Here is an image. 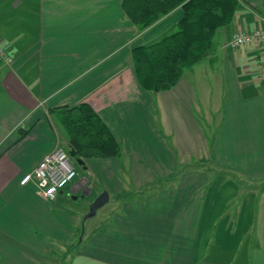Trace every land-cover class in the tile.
Returning a JSON list of instances; mask_svg holds the SVG:
<instances>
[{"label":"crops","instance_id":"crops-1","mask_svg":"<svg viewBox=\"0 0 264 264\" xmlns=\"http://www.w3.org/2000/svg\"><path fill=\"white\" fill-rule=\"evenodd\" d=\"M239 1L209 58L166 90L139 83L133 48L172 31L181 8L139 30L123 0L0 1L12 9L7 21L0 17V39L14 57L11 65L0 61V264H46L54 253L67 256L78 237L84 213L58 207L67 188L50 201L20 179L60 144L56 128L67 142L58 108L84 102L120 142L123 163L98 158V167L84 159L87 176L78 182L91 192L89 177L98 178L109 200L70 264H264V184L232 212L215 215L206 210L204 177L192 170L163 177L178 172L175 161L197 159L264 180L261 48L227 45L236 29L261 22L264 0ZM74 182L67 193L79 189ZM40 230L58 241L38 239Z\"/></svg>","mask_w":264,"mask_h":264},{"label":"trees","instance_id":"trees-1","mask_svg":"<svg viewBox=\"0 0 264 264\" xmlns=\"http://www.w3.org/2000/svg\"><path fill=\"white\" fill-rule=\"evenodd\" d=\"M239 5V0H123L125 11L139 30L176 8L183 11L172 31L155 42L133 48L139 83L152 90L174 87L185 70L209 51L216 31L233 21ZM56 120L66 134V148L75 150L77 157L121 155L120 142L90 104L62 106Z\"/></svg>","mask_w":264,"mask_h":264},{"label":"rangeland","instance_id":"rangeland-1","mask_svg":"<svg viewBox=\"0 0 264 264\" xmlns=\"http://www.w3.org/2000/svg\"><path fill=\"white\" fill-rule=\"evenodd\" d=\"M0 9L3 12V14L0 15V17L5 18V20L7 21L8 15L12 14V9L10 8L9 5H3L0 7ZM13 13L17 17L20 16V13L17 11H14ZM16 21H17L16 18L13 16V20H11V23L13 24ZM258 25H256V26H258ZM255 27H253V28H255ZM253 28H251V29H253ZM251 29L238 28L235 30V32L238 30H251ZM19 33H21V32L19 31ZM232 36L229 39V41L232 39ZM208 55H206V53H205L203 59L208 57ZM206 62H208V59ZM12 64H13V62H12ZM56 131L58 132L59 139H60L59 140L60 144L59 143L58 144L60 146L65 145L66 140L64 139V137H62L60 135L62 133L61 129L56 128ZM117 158L118 159L113 161L114 164H116L117 162H120V164H121V162L123 163L122 157L121 158L117 157ZM71 159H72V162L75 164V166L78 170V173H79L75 183L78 182V180L82 181L81 178H82V176H84V177L87 176L88 169L84 170L75 161L74 157H72ZM89 159H91V158H87L86 160H89ZM201 161L202 162H199L197 159H193L191 162H180L177 160L174 162V164H175V167L178 169V172H176V171L170 172L169 175L166 174L163 177L168 176L167 178H174V180H175L176 177L179 176L178 174L180 173L181 170L184 171L183 174H185V172H188V170H192L191 172H194L195 175L204 177L206 179V181H208L209 187H210V189H209L210 193L208 195L207 209H206L207 213L215 214V215H222L223 213L232 212L235 208H238L237 206L239 204H242L244 200H246V199L248 200L251 197L252 193L257 192V189L264 184V182H263L264 180H249V178L246 174H241L238 171H234L231 169L217 167L215 165V163H213L212 160H201ZM95 162H96L95 166L99 167L101 164V161L95 159ZM87 163H88V167L90 168L89 162H87ZM95 166H93V167H95ZM32 170H30V171H32ZM30 171H28V172H30ZM127 174H128V176H130L129 172L126 170V173H124L121 177L124 182H127V176H126ZM159 174H160L159 172L158 173L156 172V175H159ZM89 180H90L89 185H92L91 192L89 195L84 196V189H80V188L74 194L67 193V191L69 192V190H71V186H68L67 191H65V195H64L63 199L58 202L59 203L58 207L64 208L68 212L71 210L72 212H77V211L81 212L82 211L84 213L83 217H82L81 227H80L79 232H78L79 238L78 237L74 238L72 240L73 244L70 247H68L66 245V248L69 250L68 255H70V254L75 255L76 254L75 251L78 250L79 248H81L82 245L79 246V244H80L79 241L82 240L83 244L85 242L84 241L85 235H87L88 230H89V227L87 224L92 218L95 217V216L90 217L87 220V222L85 224H83V219H84L85 215L89 212L90 203L101 192L108 190L104 186L103 182L100 181L98 178L94 179V178L89 177ZM80 181L78 183H81ZM160 181L162 182V181H164V179H159V182ZM129 183L130 182H128V184ZM130 187H131V185H130ZM207 190H208V187L206 188V191ZM111 192H112V190H111ZM111 195H112V199H113L114 194L112 193ZM83 228H84L85 234L83 233L82 237H81L80 234H81V231ZM34 234L38 239H44V240L50 239L51 242H54V241L57 242L58 241L57 238H54V237L48 238L47 236H45L44 232H42L41 230L38 232V234H36V232H34ZM68 255L62 256L60 254L54 253V255L48 256L47 259L45 260V262H46V264H54L55 260L59 259L61 264H70L71 255L69 257H68Z\"/></svg>","mask_w":264,"mask_h":264},{"label":"built area","instance_id":"built-area-1","mask_svg":"<svg viewBox=\"0 0 264 264\" xmlns=\"http://www.w3.org/2000/svg\"><path fill=\"white\" fill-rule=\"evenodd\" d=\"M256 44L261 48L264 62V17L258 26L251 30H238L227 45L237 49L246 44ZM0 61L12 64L14 57L6 49L0 39ZM69 150L60 145L43 155L37 165L30 172H26L20 179L21 185L35 182L39 192L50 201L58 198L59 192L70 186L78 176V170L72 162ZM75 183V182H74Z\"/></svg>","mask_w":264,"mask_h":264},{"label":"water","instance_id":"water-1","mask_svg":"<svg viewBox=\"0 0 264 264\" xmlns=\"http://www.w3.org/2000/svg\"><path fill=\"white\" fill-rule=\"evenodd\" d=\"M208 54V51L206 52V55ZM155 90H158V88L156 87ZM69 153L72 157L75 158V161L83 168H86L85 166V160L77 157L76 151L75 150H69ZM84 185L83 182H81V184L78 186V188H81ZM84 196L89 195L90 193V188L89 186H85L84 188ZM109 200V192L103 191L101 192L99 195H97L93 201L90 203L89 206V212L85 215L84 219H83V224L86 223V221L92 217L93 215L96 214L97 210L99 209V207L103 206L107 201ZM84 233V228L81 231V237L82 234Z\"/></svg>","mask_w":264,"mask_h":264},{"label":"flooded vegetation","instance_id":"flooded-vegetation-1","mask_svg":"<svg viewBox=\"0 0 264 264\" xmlns=\"http://www.w3.org/2000/svg\"><path fill=\"white\" fill-rule=\"evenodd\" d=\"M85 187V185H83L80 189H83Z\"/></svg>","mask_w":264,"mask_h":264}]
</instances>
